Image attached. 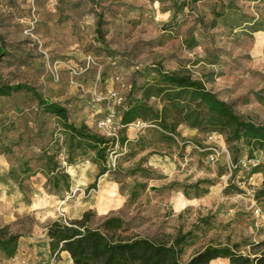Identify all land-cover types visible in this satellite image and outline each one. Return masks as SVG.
Returning <instances> with one entry per match:
<instances>
[{
    "label": "rangeland",
    "instance_id": "1",
    "mask_svg": "<svg viewBox=\"0 0 264 264\" xmlns=\"http://www.w3.org/2000/svg\"><path fill=\"white\" fill-rule=\"evenodd\" d=\"M1 49L5 82L36 87L72 123L108 138L122 137L123 111L141 97L133 87L154 82L160 63L264 126V0H0ZM179 133L130 125L132 145L117 144L99 176L91 151L68 163V134L32 95L0 98V229L21 235L16 257L0 252V264H74L52 255L47 230L89 211L95 221L121 216L159 242L188 235L182 263L209 245L251 254L264 242V197L255 198L264 177L251 174L264 149L250 158L244 140L228 144L185 125ZM214 147L227 149L216 162ZM56 152L68 191L48 183L45 155Z\"/></svg>",
    "mask_w": 264,
    "mask_h": 264
},
{
    "label": "trees",
    "instance_id": "2",
    "mask_svg": "<svg viewBox=\"0 0 264 264\" xmlns=\"http://www.w3.org/2000/svg\"><path fill=\"white\" fill-rule=\"evenodd\" d=\"M102 22L100 17L99 34H102ZM3 56L5 50L1 49L0 58ZM156 72L158 77L154 82L133 87L132 93L140 92L141 97L130 101L123 111L120 139L94 133L86 123L80 126L72 123L67 107L45 98L30 84H11L0 77V98L21 93L32 95L38 101L42 113L57 118L68 134V163L91 151L102 165L99 176L107 174L109 153L117 144L132 145L127 128L138 121L178 138H181L180 127L185 125L203 134L222 135L228 144L244 140L250 148V158H253L256 150L264 149V126L241 116L233 104L208 90L203 81L189 74L166 71L161 63ZM152 100L159 101L161 108L150 105ZM144 142L145 138L141 137L138 145L143 147ZM45 156L50 175L49 185L61 189L63 183L68 191L71 176L56 160L58 152L46 153ZM251 174L264 177V162L255 165ZM262 197L264 190L258 191L255 196L256 200ZM95 219V213L89 211L78 220L51 223L47 237L52 255L59 257L67 253L74 264H212L218 259H226L229 264H264V242L252 244L249 255L242 253L239 244L209 245L182 263L188 235L177 237L172 243L159 242L135 232L131 222L121 216H108L98 221ZM20 240L21 235L10 232L8 227L0 229V252L10 259L15 258Z\"/></svg>",
    "mask_w": 264,
    "mask_h": 264
},
{
    "label": "built area",
    "instance_id": "3",
    "mask_svg": "<svg viewBox=\"0 0 264 264\" xmlns=\"http://www.w3.org/2000/svg\"><path fill=\"white\" fill-rule=\"evenodd\" d=\"M131 126H133L136 130L141 131L143 129H145L146 127L150 126L147 123H144L142 121H138L134 124H132ZM215 136H218L219 139L223 140V136L219 135V134H214ZM212 151L211 155L209 156V159L212 162H216L218 160V158L220 157V155L227 150L225 147L222 149V151H220L218 148L214 147L210 149Z\"/></svg>",
    "mask_w": 264,
    "mask_h": 264
},
{
    "label": "crops",
    "instance_id": "4",
    "mask_svg": "<svg viewBox=\"0 0 264 264\" xmlns=\"http://www.w3.org/2000/svg\"><path fill=\"white\" fill-rule=\"evenodd\" d=\"M257 175H261V174H257ZM263 176V175H262ZM67 254V253H66ZM69 255V254H68ZM222 262V263H220ZM212 264H229V261L226 259H218L212 262Z\"/></svg>",
    "mask_w": 264,
    "mask_h": 264
}]
</instances>
